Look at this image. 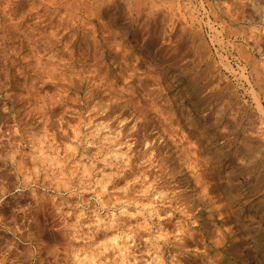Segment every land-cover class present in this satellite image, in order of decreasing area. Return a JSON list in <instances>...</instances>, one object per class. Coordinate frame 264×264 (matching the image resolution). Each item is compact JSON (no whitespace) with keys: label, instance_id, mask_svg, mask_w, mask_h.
Listing matches in <instances>:
<instances>
[{"label":"rangeland","instance_id":"rangeland-1","mask_svg":"<svg viewBox=\"0 0 264 264\" xmlns=\"http://www.w3.org/2000/svg\"><path fill=\"white\" fill-rule=\"evenodd\" d=\"M263 166L264 0H0V264H264Z\"/></svg>","mask_w":264,"mask_h":264},{"label":"bare ground","instance_id":"bare-ground-1","mask_svg":"<svg viewBox=\"0 0 264 264\" xmlns=\"http://www.w3.org/2000/svg\"><path fill=\"white\" fill-rule=\"evenodd\" d=\"M47 1H48V0H47ZM44 2H45V1H44ZM49 2H50V1H49ZM49 2H48V4L51 3V2H50V3H49ZM46 3H47V2H46ZM52 3H53V2H52ZM54 3H55V2H54ZM58 4L61 5V3H59V2H58ZM50 5H51V4H50ZM54 5H56V4H54ZM56 6H57V5H56ZM63 6H64V5H63ZM65 6H66V4H65ZM65 6H64V7H65ZM46 7H47V6H46ZM53 7H54V6H53ZM64 7H63V8H64ZM68 7H69V6H68ZM50 9H51V8H50ZM50 9H49V10H50ZM64 9H66V7H65ZM80 9H81V8H80ZM56 11H57V10H56ZM52 12H54V9H53ZM55 13H56V12H55ZM66 13H67V12H66ZM64 15H66V14H64ZM55 16H56V14H55ZM72 16H73V15H72ZM57 17H58V15H57ZM70 17H71V16H70ZM70 17H68V19H69ZM58 18H59V17H58ZM72 18H73V17H72ZM72 18H71V19H72ZM60 19H61V18H60ZM64 19H65V18H64ZM68 19L65 20V21L67 22ZM69 21H70V19H69ZM66 22H65V23H66ZM61 23H62V22H61ZM65 23H64V24H65ZM71 23H72V22H71ZM66 24H67V23H66ZM69 26H70V25H69ZM69 26H68V27H69ZM64 28H65V27H64ZM69 29H70V28H69ZM71 29H72V27H71ZM73 31H74V30H73ZM94 31H95V30H94ZM69 33H70V31H69ZM92 33H94V32H92ZM88 34H89V33H88ZM73 35H74V34H72V36H73ZM91 35H92V34H91ZM70 36H71V35H70ZM60 37H61V36H60ZM67 37H68V36H67ZM95 37H96V36H95ZM106 37H107V36H106ZM61 38H62V37H61ZM64 38H65V36H64ZM64 38H63V39H64ZM83 38H85V37H83ZM93 38H94V37H93ZM81 39H82V38H81ZM61 40H62V39H61ZM94 40H95V39H93V41H94ZM106 40H107V39H106ZM109 40H110V39H109ZM96 41H97V40H96ZM96 41H94V43H95ZM77 42H78V41H77ZM108 42L110 43V41H108ZM83 43H85V42L83 41ZM97 43H98V41H97ZM97 43H96V44H97ZM79 44H80V43H79ZM96 44H95V45H96ZM107 44H108V43H107ZM71 46H72V45H71ZM98 46H99V45H98ZM77 47H78V46H77ZM66 48L69 49V47H66ZM73 48H74V47H73ZM97 48H98V47H97ZM69 51H71V50H69ZM69 51H68V52H69ZM96 51H97V50H96ZM99 51H100V50H99ZM97 52H98V51H97ZM97 52H96V53H97ZM66 54H67V53H66ZM68 54H69V53H68ZM71 54H72V53H71ZM87 54H88V53H87ZM92 54H93V53H92ZM94 54H95V53H94ZM101 54H102V53H101ZM54 56H55V55H54ZM87 56L89 57V55H87ZM93 56H94V55H93ZM93 56L91 57L92 60H93L94 57H96V55H95L94 57H93ZM70 57H71V56H70ZM97 58H98V57H97ZM97 58H96V59H97ZM82 59H83V58H82ZM84 65H85V64H84ZM98 65H99V64H98ZM53 67H54V66H53ZM59 67H60V66H59ZM96 67H97V65H96ZM96 67H95V68H96ZM100 68H101V67H100ZM59 70H60V69H59ZM64 70H65V69H64ZM66 70H67V69H66ZM92 71H94V72H93V74H94L95 72L98 71V69H97V70L94 69V70H92ZM49 72H50V71H49ZM89 74H90V73H89ZM93 74H92V76H89L90 79H93V77H94ZM70 75H72V73H71ZM54 76H55V75H54ZM72 76H73V75H72ZM72 76H71V77H72ZM69 77H70V76H69ZM71 77H70V78H71ZM73 78H74V76H73ZM70 81H73V83H74V80H70ZM71 83H72V82H71ZM104 85H105V84H103V86H104ZM127 85H128V84H127ZM100 87H101V86H100ZM108 87H109V86H108ZM128 88H129V92H130V91H131V92L134 91V87L130 86V87H128ZM104 89H106V88H104ZM121 89H122V88H121ZM125 89L127 90V88H125ZM126 90H123V91L125 92ZM102 91L105 92V90H102ZM133 93H134V92H133ZM107 94H109V93H107ZM110 94H111V93H110ZM110 94H109V95H110ZM112 94H113V93H112ZM115 98H117V97H115ZM117 99H118V98H117ZM117 99H116V100H117ZM251 146H252V145H251ZM244 148H245V147H244ZM251 148H254V147H251ZM236 149H237V148H236ZM248 149H249V148H248ZM249 150H250V149H249ZM244 154H245V153H244ZM254 154H255V153H254ZM259 154H260V153H259ZM256 158H258V157H256ZM260 159H262V158H260ZM250 160H251V159H250ZM205 161H206V160H205ZM205 161H204V162H205ZM244 161L246 162V159H245ZM261 161H262V160H261ZM200 163H201V161H200ZM200 163H199V164H200ZM247 163H248V162H247ZM249 163H250V162H249ZM254 164H256V163H254ZM257 164H259V160H258V163H257ZM257 164H256V165H257ZM260 164L263 165V163H261V162H260ZM206 165H208V162H207ZM203 167H204V165H203ZM208 167H209V165H208ZM245 167H247V166H245ZM253 167L256 168V166H252L251 168H253ZM263 167H264V166H263ZM243 168H244V166H243ZM247 168H248V167H247ZM261 168H262V167H261ZM207 169H208V168H207ZM248 171H249V170H248ZM247 173H248V172H247ZM257 173H258V172H257ZM209 174H210V173H209ZM248 174H249V173H248ZM250 174H251V172H250ZM250 174H249V175H250ZM256 175H257V174H256ZM260 175H261V172H260ZM251 176H252V175H251ZM247 178H248V177H247ZM262 181H264V177H260V176H252L250 179H248V181L246 182V184L249 183V182H254V184H253V188L256 187V189H257L258 186H256V185H260V184H261L260 182H262ZM263 183H264V182H263ZM250 184H252V183H250ZM261 185H262V184H261ZM254 186H255V187H254ZM243 188H244V187H243ZM251 189H252V188H250V191H251ZM252 191H253V189H252ZM262 201H263V200H262ZM263 202H264V201H263ZM258 205H259V204H258ZM263 209H264V207H263ZM258 210H260V209H258ZM261 210H262V209H261ZM223 211H224V210H223ZM263 211H264V210H263ZM224 214H225V213H224ZM261 218H262V217H261ZM240 237H241V236H240ZM238 238H239V237H238ZM241 238H242V237H241ZM239 242H240V241H239ZM239 242H238V243H239ZM241 242H243V241H241ZM241 242H240V243H241ZM240 243H239V244H240ZM217 245H218V244H217ZM236 245H238V244H235V246H236ZM242 247H243V246H242ZM245 247H246V246H245ZM238 248H241V247L238 246ZM243 248H244V247H243ZM225 249H226V248H225ZM228 249H230V248H228ZM228 249H227V250H228ZM232 249H233V248H231V250H232ZM234 249H237V247H235ZM248 250H249V249H247V251H248ZM232 251H234V250H232ZM234 257H235V256H234ZM238 259H239V258H238ZM255 261H256V260H255ZM250 262H251V261H250ZM256 262H257V261H256ZM256 262H254V263H256ZM254 263H253V264H254Z\"/></svg>","mask_w":264,"mask_h":264}]
</instances>
